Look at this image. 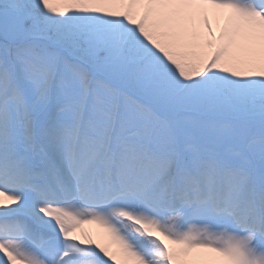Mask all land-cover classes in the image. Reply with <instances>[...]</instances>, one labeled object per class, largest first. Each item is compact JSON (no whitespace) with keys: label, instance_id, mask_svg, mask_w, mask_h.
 Masks as SVG:
<instances>
[{"label":"snow or ice","instance_id":"obj_1","mask_svg":"<svg viewBox=\"0 0 264 264\" xmlns=\"http://www.w3.org/2000/svg\"><path fill=\"white\" fill-rule=\"evenodd\" d=\"M0 264H264V0H0Z\"/></svg>","mask_w":264,"mask_h":264},{"label":"bare ground","instance_id":"obj_2","mask_svg":"<svg viewBox=\"0 0 264 264\" xmlns=\"http://www.w3.org/2000/svg\"><path fill=\"white\" fill-rule=\"evenodd\" d=\"M83 228L85 229V230H87L88 232H90L94 237H96V235L101 231L99 228H98V226H96V225H88V224H86V225H84L83 226ZM77 235H79V232H77Z\"/></svg>","mask_w":264,"mask_h":264}]
</instances>
